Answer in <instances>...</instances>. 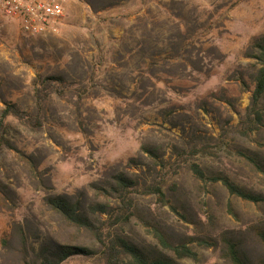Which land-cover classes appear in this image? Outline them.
Segmentation results:
<instances>
[{"label": "rangeland", "instance_id": "1", "mask_svg": "<svg viewBox=\"0 0 264 264\" xmlns=\"http://www.w3.org/2000/svg\"><path fill=\"white\" fill-rule=\"evenodd\" d=\"M262 38L264 0H65L55 31L36 37L0 12V120L11 105L39 121H5L0 264H46L55 244L96 252L60 264H103L93 232L50 196L77 202L104 241L177 264H231L227 242L264 261V201L214 181L264 200V96L252 106ZM117 176L135 183L123 215ZM160 181L163 198L144 193ZM157 234L195 256L164 250Z\"/></svg>", "mask_w": 264, "mask_h": 264}, {"label": "trees", "instance_id": "2", "mask_svg": "<svg viewBox=\"0 0 264 264\" xmlns=\"http://www.w3.org/2000/svg\"><path fill=\"white\" fill-rule=\"evenodd\" d=\"M256 47L258 51L255 59L257 61L258 69L255 76L253 77L254 90L252 93V106H255V104H257L259 100H261L264 96V38L260 39V41L257 42ZM47 84L48 80L46 81V85ZM44 88V83H40L35 87L38 110L43 109V102L45 99ZM8 117H14L20 120L26 119L33 126L39 127V121H37L36 119H33L29 115H26L23 112L17 110L14 106H7L6 109L2 112L0 120V153L2 152L3 148L2 143L5 141L4 135L7 129L5 121ZM193 171L196 177L200 179L203 178V173L197 170V168ZM115 181V186L109 185V190L119 193V197L121 198L120 201L122 203L121 215H123L127 213L128 204L126 199H128L129 196L133 193V187L135 183L131 179H128L124 176H117ZM214 181L219 182L230 195L236 196L242 200L253 203L264 201L261 196L245 192L243 189H240L228 178L216 177ZM162 183L163 182L160 181L152 187L147 188L144 193L156 194L160 198H163ZM45 201L52 210L58 213L68 223L80 228H86L93 232L95 237L102 245V251L100 252L99 260H101L103 264H120L122 263L124 258L127 259V262L125 264H177L176 260L173 257L166 256L164 254H149L139 246L122 239L104 241L102 239V230L99 228H95L86 218H83L79 214H77L76 211L79 204L77 202L72 203V201L66 196H50L47 197ZM117 215L118 214H115L116 217H118ZM128 217L129 216H127V219H129ZM157 239L164 250L171 251L178 258H193L195 256V254L191 250L184 246H172L159 234H157ZM226 255L231 264H251L248 259H246L237 251L236 245L232 242L226 243ZM73 257H96V252L88 248L69 245L65 246L55 244L53 246H46V264H60ZM260 264H264V261H262Z\"/></svg>", "mask_w": 264, "mask_h": 264}, {"label": "built area", "instance_id": "3", "mask_svg": "<svg viewBox=\"0 0 264 264\" xmlns=\"http://www.w3.org/2000/svg\"><path fill=\"white\" fill-rule=\"evenodd\" d=\"M65 0H0V12L16 21L21 34L43 36L55 31L64 15Z\"/></svg>", "mask_w": 264, "mask_h": 264}]
</instances>
